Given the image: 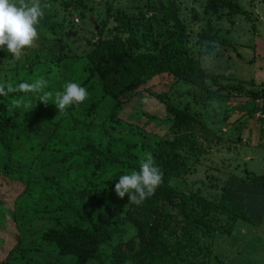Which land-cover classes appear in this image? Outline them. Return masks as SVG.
<instances>
[{"label":"trees","instance_id":"trees-1","mask_svg":"<svg viewBox=\"0 0 264 264\" xmlns=\"http://www.w3.org/2000/svg\"><path fill=\"white\" fill-rule=\"evenodd\" d=\"M53 1L65 10L64 16L59 18L56 11L44 15V32H39L35 46L26 49L20 61L14 62L11 54L0 49V69L3 62L13 64L2 83L15 89L23 82L43 78L47 81L45 91L52 92L54 97L65 82L71 81L85 87L89 95L79 105L82 109L73 106L61 114L51 101L46 105L39 101L40 94L13 91L0 96V177L6 183L23 186L10 200L11 205L0 202V231H6L8 220L13 226L12 231L5 233L11 242L0 264L216 261L211 246L204 244L201 236L221 231V216L230 221L223 232L231 233L233 225L242 219L241 214L229 201L220 199L216 204L215 198L208 199L193 190L178 191L171 184L185 171L181 154L206 153L204 147H199L197 134L211 133L205 121L191 112L189 103L178 108L168 100L180 83L190 86L193 93L187 94L195 105L202 106L206 99H211H199L207 86V77L200 64L190 57L184 42L186 32L179 19L180 4L170 1L168 5L151 6L161 15L162 23L173 28L165 31L163 38L159 29L151 27L149 35L141 38L133 32L129 20L122 18L116 35L107 31L103 38L104 28L100 27L96 31L99 38L95 42L87 40L85 46L89 51L82 58L62 53L63 36H67L63 26L79 21L83 25L89 12L96 15L102 7H93L87 0ZM201 1L206 2V13L212 17L223 15L232 23L234 17L241 16L252 27L259 21V17L251 20L246 15L239 0ZM109 8H105L107 13ZM261 21L264 24V19ZM205 24L210 26L199 34L200 42L225 43L217 34L218 28L208 21ZM74 28L70 26L73 31ZM155 35L154 43L150 36ZM139 47L148 51L139 52ZM165 74L174 80L168 91L149 92L146 86ZM51 75L58 80L51 82ZM260 83L264 86V82ZM229 88L239 90L230 85L222 91ZM142 92L168 104L173 115L168 128L171 138L145 143L138 133L142 128L116 120L122 101ZM245 95L263 100L264 108V90L249 89ZM99 110L108 114L100 115ZM140 116L146 117L147 122L156 121L144 113ZM206 144L211 141L206 140ZM149 153L162 170V183L140 205L129 203L126 195L119 204L124 209L120 216L113 201L115 183L120 175L138 170L141 159ZM251 177V186L264 189L263 175Z\"/></svg>","mask_w":264,"mask_h":264},{"label":"rangeland","instance_id":"rangeland-1","mask_svg":"<svg viewBox=\"0 0 264 264\" xmlns=\"http://www.w3.org/2000/svg\"><path fill=\"white\" fill-rule=\"evenodd\" d=\"M93 7H102L98 14L89 12L82 25L79 21L74 25H65L67 32L71 27L77 29L74 38L63 36L61 44L62 53L68 56L84 58L88 54L85 46L87 40L95 42L98 35L96 31L104 28V37L117 34V27L121 25L120 19L129 20L130 26L140 37L149 35L150 27L159 29L161 38L165 31L173 28L161 21V15L152 9L160 3L168 5L170 1L180 4L179 19L185 30L184 42L189 50L190 57L198 62L207 77L206 88L200 94L202 106L194 104L190 86L178 84L176 93L168 97L169 103L174 107L182 108L190 104L189 109L205 121L210 134L198 133L199 147H204L206 153H182V162L185 171L171 184L178 191L193 190L206 198H215L216 204L220 199L233 203L236 211L241 214L239 219L226 234L223 229L230 221L221 216L218 225L222 224L221 231L214 235L206 233L201 236L204 244L211 246L212 256H216L211 264H264V189L249 184L251 176L263 175L264 168V108L263 100H252L245 93L249 89L264 90V0H239L246 15L252 20L256 19L252 27L248 19L241 16L234 17L232 23L227 22L223 15L212 17L206 13V2L201 0H87ZM51 7L46 8L45 15L56 11L62 18L63 11L59 2L47 0ZM100 3V6L97 5ZM110 6L108 13L106 7ZM225 13V12H224ZM109 15V16H108ZM47 16V15H46ZM108 16V20L106 17ZM69 18V17H67ZM73 20V18H70ZM74 21V20H73ZM218 28L217 34L222 38L223 44L209 41L200 42L199 34L208 26ZM43 22V20H41ZM38 25V32H44L45 27ZM77 28V29H76ZM51 35V34H49ZM55 35V34H53ZM150 40L157 42V35L150 36ZM35 46V45H34ZM70 49V50H68ZM139 52L148 51V48H137ZM60 51V50H59ZM58 51V52H59ZM0 80L4 82L13 64L2 63ZM5 68V69H4ZM7 69V70H6ZM51 82H56V76L51 75ZM174 80L170 75H161L152 80L146 87L149 92H166ZM5 84V83H2ZM238 87L223 90L227 86ZM264 85V84H263ZM245 95V96H244ZM121 112L116 117L120 123H127L133 127L142 128L138 132L145 143H153L166 136H173L169 131V122L173 118L164 102L155 100L148 93L142 92L133 96L129 101H122ZM80 109L83 106H79ZM146 114L157 121L147 122V118L140 116ZM100 115H107L108 111L99 110ZM124 132L131 131L123 129ZM215 134L216 136H212ZM210 140L211 144H206ZM23 186L6 183L0 177V202L11 205L13 196L19 194ZM117 204V213L122 216L124 209L120 208L121 199L113 200ZM8 220L4 232L0 231V263L5 260L7 248L10 247V236L13 226ZM9 246V247H8Z\"/></svg>","mask_w":264,"mask_h":264},{"label":"clouds","instance_id":"clouds-1","mask_svg":"<svg viewBox=\"0 0 264 264\" xmlns=\"http://www.w3.org/2000/svg\"><path fill=\"white\" fill-rule=\"evenodd\" d=\"M50 7V3L42 0H0V49L11 54L14 62L20 61L24 51L34 46L39 38L38 25L45 15L44 10ZM46 88L47 81L43 78L32 83L23 82L15 89L0 84V96L13 91L40 94L39 101L45 105L51 101L61 114L70 107H78L89 95L85 87L71 81L65 82L62 91H56L54 97L52 92L45 91ZM162 180V170L149 153L141 159L138 170L119 176L114 192L120 199L127 195L129 203L140 205L154 195Z\"/></svg>","mask_w":264,"mask_h":264},{"label":"water","instance_id":"water-1","mask_svg":"<svg viewBox=\"0 0 264 264\" xmlns=\"http://www.w3.org/2000/svg\"><path fill=\"white\" fill-rule=\"evenodd\" d=\"M77 32L76 31H68L67 36L74 38L76 36ZM263 177H264V168H263Z\"/></svg>","mask_w":264,"mask_h":264},{"label":"crops","instance_id":"crops-1","mask_svg":"<svg viewBox=\"0 0 264 264\" xmlns=\"http://www.w3.org/2000/svg\"><path fill=\"white\" fill-rule=\"evenodd\" d=\"M264 16V15H263Z\"/></svg>","mask_w":264,"mask_h":264}]
</instances>
